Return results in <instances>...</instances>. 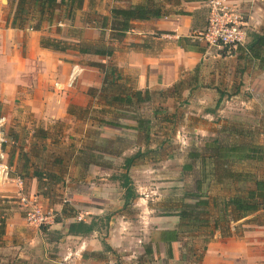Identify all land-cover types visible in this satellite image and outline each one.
Instances as JSON below:
<instances>
[{
  "label": "crops",
  "instance_id": "0c3cea01",
  "mask_svg": "<svg viewBox=\"0 0 264 264\" xmlns=\"http://www.w3.org/2000/svg\"><path fill=\"white\" fill-rule=\"evenodd\" d=\"M141 1L81 0L72 16L65 2L39 25L33 18L20 26L11 0H0V117L10 175L0 180V250L13 254L0 264H264V208L232 221L228 234L211 226L188 231L165 201L145 206L133 175L140 166L145 176V153L164 148L165 120L184 122L194 138L179 174L198 168L187 152L202 150L205 139L264 149V0H227L261 40L233 51L195 37L206 27V0H145L158 15L132 20L115 38L110 9ZM80 43L112 53H80ZM73 66L80 71L66 86ZM158 128L162 139L150 144ZM127 165L137 196L125 204L118 175ZM39 171L49 176L38 180ZM17 177L24 194L53 214L49 223L26 222ZM77 221L94 227L74 234Z\"/></svg>",
  "mask_w": 264,
  "mask_h": 264
},
{
  "label": "trees",
  "instance_id": "16d2710c",
  "mask_svg": "<svg viewBox=\"0 0 264 264\" xmlns=\"http://www.w3.org/2000/svg\"><path fill=\"white\" fill-rule=\"evenodd\" d=\"M11 2L13 3L11 7L13 22L23 26L33 18H37L39 25L42 18L51 14L55 5L65 2H69L68 15L72 16V7L76 5L74 3H80L81 0H11ZM157 15L156 10L145 5V0L127 8L112 7L110 9L109 28L115 34V38L119 39L130 29L132 20H145ZM107 21L108 17L103 16L101 27H105ZM249 35L252 37L251 40H248ZM259 39L260 37L256 33L247 31L246 42L243 47L251 49L254 43H260L261 40ZM43 42L55 49L63 50L65 48L56 39L46 38L43 39ZM236 49H240V47ZM87 50L107 56L112 53V48L104 44L89 46L80 43L78 45L77 51L80 53ZM224 50L227 49L224 48ZM105 74L107 73L105 72ZM187 158L199 161V179L195 182L193 191H184L181 200L177 201L173 207L170 205L169 207L176 209V215L179 216L181 224L188 231L192 228L211 226L212 230L220 229L222 233L228 234L232 221L264 208V175L259 176L251 169L243 171L235 168L236 165H243V162L250 160L263 161L264 149L262 146L237 142L222 143L216 139H205L202 150H189ZM125 168L126 171L118 175V178L123 188L124 203L128 204L137 196V193L128 175L129 166L127 165ZM184 168L188 169L189 165H185ZM35 176L38 180H42L48 177L49 173L39 171L35 172ZM208 178H213L217 184L233 187V193L226 197L215 195L211 198L203 189ZM0 224L3 226V221ZM93 227V223L87 224L83 221H77L70 225V231L74 234H83L90 232Z\"/></svg>",
  "mask_w": 264,
  "mask_h": 264
},
{
  "label": "rangeland",
  "instance_id": "374dc122",
  "mask_svg": "<svg viewBox=\"0 0 264 264\" xmlns=\"http://www.w3.org/2000/svg\"><path fill=\"white\" fill-rule=\"evenodd\" d=\"M179 122L171 125L168 120H165V124L163 123L162 126L158 125L162 127V130L165 129L163 131L166 133L164 135L166 139L164 148L145 153V176L142 175L143 169L140 166L134 170L133 175L140 180L139 184L137 183L139 195L145 196V206L157 205L165 201L167 204L166 207H169V205L173 207L177 202L173 198L182 197L184 191H193L195 178L200 176L199 163L196 170L179 174V166L185 159V146L187 147L188 143L192 139L194 140L193 137L190 138V132L183 127L185 126L183 125L184 122ZM177 129L180 130L179 135H177ZM162 130H159L158 135L152 137V141L149 142L150 144L162 139L163 134H160ZM179 146L182 147L180 148ZM235 168L242 169L243 171L251 169L256 171L259 176L264 175V161L255 164H246L244 166L236 165ZM213 181L206 182L203 186V189L208 193H215L220 197H226L229 192L233 191V187L225 184H216L215 180ZM12 255V252L8 250H0V257L10 258Z\"/></svg>",
  "mask_w": 264,
  "mask_h": 264
},
{
  "label": "built area",
  "instance_id": "2783aa9c",
  "mask_svg": "<svg viewBox=\"0 0 264 264\" xmlns=\"http://www.w3.org/2000/svg\"><path fill=\"white\" fill-rule=\"evenodd\" d=\"M208 7L207 23L203 31L196 34L199 41L209 47L218 49H236L245 45L248 24L243 21L239 12L231 7L227 0H206ZM80 71L76 66L72 67L66 86H71ZM57 85V83H56ZM5 119L0 117V180L10 179L9 166L3 162L5 156L2 147L9 139L4 129ZM19 186L18 201L25 207V220L30 225L40 226L49 223L53 214L45 211L34 199L27 197L23 192V183L20 177L15 178ZM78 219L81 217L78 216Z\"/></svg>",
  "mask_w": 264,
  "mask_h": 264
}]
</instances>
